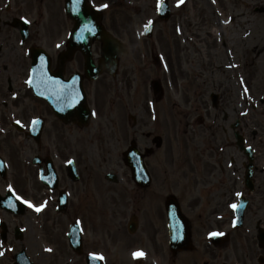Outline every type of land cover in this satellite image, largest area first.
<instances>
[{
    "label": "rangeland",
    "instance_id": "obj_1",
    "mask_svg": "<svg viewBox=\"0 0 264 264\" xmlns=\"http://www.w3.org/2000/svg\"><path fill=\"white\" fill-rule=\"evenodd\" d=\"M99 1L100 5H107L106 8H100L103 12V24L127 45L129 52L121 59L115 77L104 75L86 86L92 110V119L87 128L64 129L66 134H70L68 138L73 147H79L80 143L84 146V163L88 168L87 187L81 191L82 202L79 208L74 207L76 203L71 197V213L70 210L65 215L51 212L50 218H53L45 229L50 230L51 235L45 239L63 249L65 263H77L76 257L68 250L65 238L68 224L77 221L82 227L85 253H102L105 257L103 264H137L138 260H144V264L167 263L170 256L163 255L161 258V253L155 254L152 249H145L143 245L131 250L123 248L130 238L126 230L129 216L137 209L141 212L140 229L134 236L138 238L143 236L139 235V231L144 230L149 219L153 223H159V205L168 194H175L184 204L193 198L195 191L192 187L177 183L183 177V172L189 182L197 167L204 173L202 162L209 161L197 152L203 145L197 143L198 136L202 134L201 127L196 128L195 138L192 132L194 129L184 126L186 119L197 120L198 112L194 110L197 99L194 66L202 53L201 48V62L207 61V48H212V52L220 53V56L214 57L212 63L205 66L208 72L205 71L204 76L208 80L219 77L223 79V73L229 72L226 69L229 57L240 54L242 47L247 52L248 72L258 69L257 75L262 76L264 0H183L179 4L178 0H169L172 15L168 22H160L156 17L158 3L162 0ZM150 21L156 22L153 35L151 38H144L143 29ZM195 26H199L200 30L197 31ZM152 54L159 57L158 62L153 61ZM153 80L161 82L164 93L162 99H157L153 94ZM199 89L198 87L197 90ZM40 114L45 115L47 120L44 135L60 129L51 121L47 108L40 103H34L28 112L25 127ZM132 117L138 121L137 127H133ZM148 132L162 136L163 140L161 149L148 159L155 175V183L148 190L150 196L144 191H136L122 161V152L132 138L137 140L141 148L150 144L144 142V136ZM22 141L25 147L22 156L24 164L20 168L14 164L13 158L9 181H16L19 191L25 192L22 196L32 201L29 192L34 189L35 176L30 165L31 153L28 152L32 150V142L24 138ZM214 145L216 148L218 144ZM195 161L197 163L194 166ZM109 172L119 175L122 180L119 185L110 184L104 179ZM77 188L79 184L72 187ZM115 193L119 195L116 197ZM145 210L149 212L148 219ZM35 215L37 214L29 208L23 217L16 219L19 222L6 219L11 227L21 224L24 233L23 240L19 243L31 249L35 247L37 228H40L36 226ZM12 233L11 229L10 241L5 246L11 243L18 246ZM38 233L41 234L40 229ZM235 236L239 237V234ZM38 243L40 246H47L43 240ZM135 248L143 250L146 255L142 259H133ZM29 251L34 253L30 256L35 260L39 258L34 250ZM3 257L8 263L12 253ZM202 257L195 252L179 255L177 259L190 264L198 262ZM226 262H229L228 257Z\"/></svg>",
    "mask_w": 264,
    "mask_h": 264
},
{
    "label": "flooded vegetation",
    "instance_id": "obj_2",
    "mask_svg": "<svg viewBox=\"0 0 264 264\" xmlns=\"http://www.w3.org/2000/svg\"><path fill=\"white\" fill-rule=\"evenodd\" d=\"M93 2L100 3L99 0ZM74 26V22L65 13V0H0V159L7 167L5 178L0 176V196H5L9 185L19 193L17 187L19 184L16 181H9L10 168L13 166V158L14 164L20 168L24 164L22 156L25 147L22 139L30 141L25 136L24 123L34 103L43 104L51 121L60 127L55 131L60 135L55 132L44 135L46 116L43 114L36 116L43 118L44 128L40 140L31 141V165L35 176L34 189L31 193L34 202L44 204L46 201L47 204L43 215L34 216L36 226H40L35 236V247L31 249L25 246H13L12 243L5 246L8 244V239L4 242L0 239V253H2L0 264H6L4 255L16 254L21 250L26 253L34 250L41 264L66 262L63 249L45 239L47 236L50 238L51 235L50 230L45 231V229L49 227L47 224L53 218H50L51 211H55L61 190H65L68 196L73 197L76 203L74 207L79 208L82 202L81 191L86 189L88 181V168L84 163L82 148L84 146L80 143L79 147H73L68 138L70 134H66L64 130L65 127L80 128L81 126L78 117L70 119L68 123L58 119L43 101L32 94L28 87V79L33 61L43 53L48 59L50 74L60 75L64 81L75 74L79 76L88 104L86 86L92 82H89L85 75L83 52L76 43L70 42ZM91 55L94 62L99 60L100 46L97 42L91 45ZM246 56V50L241 47L239 57L236 55L234 60H230L232 69L223 73V79L219 77L208 80L204 76L207 71L206 65L195 64L193 79L197 86L196 90L195 88L193 90L195 96L197 95L194 109L198 112L197 120L186 119L184 122L185 126L192 122L195 138L196 128L201 127L202 134L198 136L197 143L203 145L197 152L203 154L209 161L202 162L204 173L200 167H197L192 178L190 177L191 183L186 184L195 191L193 198L185 205L181 200L178 202L188 219L191 235L195 239L194 253L207 257L208 261L203 264H219L220 261L227 259L230 252L235 253L238 250H241L243 264H253L254 259L264 257V72H261L262 76H258L256 70L249 73ZM234 62L238 65H234ZM245 88L248 89L247 92L244 91ZM213 96H215L214 102ZM17 121L20 123L18 124ZM136 125L138 121L134 119L133 127H137ZM235 135H239L243 140L244 148L250 150H238ZM144 137L145 143L151 141L150 132ZM214 144H218L216 148ZM47 158L57 173L59 187L56 191L49 190L40 181L41 173L46 175L47 172L45 167ZM70 162L74 163L78 175L75 183L69 176ZM195 163L197 161L193 162L194 166ZM145 164L152 182L147 189L136 191H144L150 196L148 190L155 183V175L152 167L149 166L148 157L145 159ZM182 175L183 178L187 176L185 172ZM120 181L122 180L118 179L114 185H119ZM75 184H79V188L72 189ZM237 191V199L243 197L247 202L244 224L239 237L233 236L230 228L231 204L236 198ZM23 192L24 190L21 194ZM115 195L117 197L119 194L115 193ZM70 209L71 207L68 206L67 211ZM144 212L148 216L147 219L150 218L149 212L147 210ZM140 214V210L137 209L131 216L137 218ZM7 217L17 216L0 208V223H4ZM38 229L41 230V234L38 233ZM7 230L9 235V229ZM211 233H222V235L213 239ZM140 234L143 236L138 238L129 235L127 245L123 248L131 250L135 246L143 245L145 249H152L155 254L161 253V258L163 255L170 256L167 263L163 264L185 263L183 260L179 262L177 257L186 252H179L174 256L170 253L164 205L160 208L159 223H153L149 219L144 230L139 231ZM260 235L262 239H259ZM40 240H43L47 246H40L38 243ZM76 258L78 262L72 264H85V259L83 262L82 257L76 256ZM256 263L259 264L257 260ZM261 264H264V259Z\"/></svg>",
    "mask_w": 264,
    "mask_h": 264
},
{
    "label": "water",
    "instance_id": "obj_3",
    "mask_svg": "<svg viewBox=\"0 0 264 264\" xmlns=\"http://www.w3.org/2000/svg\"><path fill=\"white\" fill-rule=\"evenodd\" d=\"M86 12L87 13H85V18H84L85 20L82 21L80 28L83 31L85 38H88V39L91 38L92 40L101 41V43H102V56H103V61L99 65V67H97V68L94 67L89 56L87 57V72H88L89 78L92 79L95 75L101 73L102 71H105V72L113 75L116 72L118 58L121 57L122 55H124L127 52V50L117 39L110 36L103 29V27L100 24L96 23V19H97L96 14H94L89 9ZM158 12H159V17L161 19H167L169 17V8H168L166 2H163L161 4ZM86 25H87V27H85ZM151 27H152V25H150L149 28L147 29V35H150ZM88 28H91L92 31L89 32ZM39 93H40L41 97H43L44 99L50 100L48 89H40ZM68 111L72 112L73 109L68 108ZM131 150H132V147L129 149V152ZM128 153L126 155H128ZM136 158L138 159V163L136 164V165H138L136 171L139 172L141 169L142 172H144L143 164H142V161H141L139 155L136 154ZM128 163L131 164L130 163V157H127V165H128ZM139 183L145 185V183H143L141 180H139ZM76 237H77V235H76ZM72 240L75 241L74 238H72ZM77 241L78 242L72 244L74 247L78 246V245L80 246L79 238L77 239Z\"/></svg>",
    "mask_w": 264,
    "mask_h": 264
},
{
    "label": "snow or ice",
    "instance_id": "obj_4",
    "mask_svg": "<svg viewBox=\"0 0 264 264\" xmlns=\"http://www.w3.org/2000/svg\"><path fill=\"white\" fill-rule=\"evenodd\" d=\"M80 2H82V0H77V3H80ZM179 3H183V0H178V4ZM100 7L101 8H106L107 5L106 4L105 5H100ZM159 7H160V4L158 3V8ZM149 24H151V22H149ZM85 27H87V25ZM145 27H148V25H146ZM88 31L91 32L92 29L91 28H88ZM244 91L247 92L248 89L245 88ZM17 123L19 124L20 121H17ZM34 123H35V121H34ZM9 188L11 189V185H9ZM17 199L18 200H22L23 203L27 204L31 208H34L35 211H37V212H40L46 206V204H47V202L45 201L44 204L36 205V204H33L31 201L25 200L23 197H20V196H17ZM232 207H233V209H235V208L238 207V205L233 204ZM210 235H213V236H215V235H222V233H211ZM0 254H2V253H0ZM145 255H146V253H144L143 250H137V251H135V252L132 253L133 259H142ZM90 258H92V259H98L100 261H103L105 259V257L103 256L102 253H91L90 254Z\"/></svg>",
    "mask_w": 264,
    "mask_h": 264
}]
</instances>
